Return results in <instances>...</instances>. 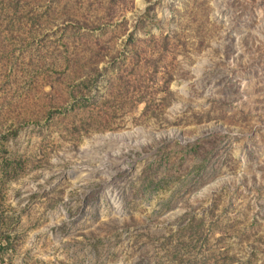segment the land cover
Segmentation results:
<instances>
[{"label":"rangeland","instance_id":"rangeland-1","mask_svg":"<svg viewBox=\"0 0 264 264\" xmlns=\"http://www.w3.org/2000/svg\"><path fill=\"white\" fill-rule=\"evenodd\" d=\"M0 264H264V0H0Z\"/></svg>","mask_w":264,"mask_h":264}]
</instances>
